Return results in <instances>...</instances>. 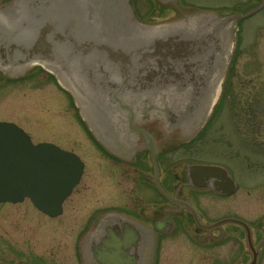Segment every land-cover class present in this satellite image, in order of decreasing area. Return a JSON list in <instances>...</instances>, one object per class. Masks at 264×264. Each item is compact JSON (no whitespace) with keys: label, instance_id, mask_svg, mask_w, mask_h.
Wrapping results in <instances>:
<instances>
[{"label":"water","instance_id":"95a60500","mask_svg":"<svg viewBox=\"0 0 264 264\" xmlns=\"http://www.w3.org/2000/svg\"><path fill=\"white\" fill-rule=\"evenodd\" d=\"M263 4L241 15L192 11L147 26L133 17L128 0H8L0 4V73L17 78L41 67L70 93L109 153L155 152V135L186 140L202 128L231 57L235 23ZM82 172L73 153L33 145L21 129L0 122V202L28 197L56 217ZM225 184L220 192L230 193ZM153 248L148 228L106 213L84 235L80 255L83 264H151Z\"/></svg>","mask_w":264,"mask_h":264},{"label":"rangeland","instance_id":"374dc122","mask_svg":"<svg viewBox=\"0 0 264 264\" xmlns=\"http://www.w3.org/2000/svg\"><path fill=\"white\" fill-rule=\"evenodd\" d=\"M5 1L0 0V4ZM181 2L186 7L223 15L230 10L241 13L250 8L255 0ZM129 6L133 17L145 25L152 24L160 17L174 16L173 12L154 6L152 1L146 3L147 7L144 8L132 4ZM235 31L237 44L233 68L223 78L217 105L209 118L207 129L201 131L204 130V134L209 137L207 139L214 135L221 136L218 141L210 145L207 143L202 158L234 165L236 171L233 175L238 184L245 188L251 186V190L256 192L264 187V7L240 20ZM236 73L237 81L243 85L240 90L234 89L233 78ZM248 94L254 96L255 100V137L263 141L243 137L232 120L235 103L231 99L239 97L233 112L238 122L241 120L238 119L239 115L242 117L245 114L243 109L246 108ZM73 113L67 95L41 72L36 71L19 81L0 82V120L19 126L33 143L53 144L75 154L84 163L82 179L63 204V213L58 218H48L39 213L28 200L17 204L0 203V264L7 262V249L15 257L27 254L42 264H79L77 241L92 215L117 204L115 199L121 194L128 201L133 199L141 202L138 197V200L132 198L133 187L139 182L136 176L133 177L127 166L108 165L105 155L93 144ZM246 121V118L239 121V128L246 129ZM180 154L181 157L184 155L182 152ZM245 204L246 207L252 206V203ZM254 209L263 212L264 202L263 205L256 202ZM166 245L161 251V257L165 260L169 257L170 249ZM7 263L15 264L11 260Z\"/></svg>","mask_w":264,"mask_h":264},{"label":"flooded vegetation","instance_id":"af4514ba","mask_svg":"<svg viewBox=\"0 0 264 264\" xmlns=\"http://www.w3.org/2000/svg\"><path fill=\"white\" fill-rule=\"evenodd\" d=\"M131 2L139 8L147 7L145 4L149 3L145 0H131ZM180 4L186 6L181 0ZM237 73L233 78L234 89L240 90L243 85L237 81ZM238 98L233 97L232 103L236 104ZM235 104L232 107V120L242 136L263 141L264 139L255 137V128H253L256 120L254 96L248 94L246 108L243 109L245 114L242 117L239 115L238 118L247 119L244 126L246 129L239 128L238 122L241 120L237 122L234 118ZM209 122L204 130L207 129ZM204 130L195 139L187 142L183 148L166 150L154 159H151L147 152L136 155L131 163H123L109 157L108 165L127 166L133 177L136 176L135 178L139 180L140 183H135L133 187L132 198L138 197L141 202L133 199L137 204L131 202L132 200L128 201L121 194L115 199L117 204L108 209L125 213L155 230L154 264H264V211L254 209L256 202L263 205L264 194L260 195V193H264V187L253 192L251 186L245 188L238 184V180L233 175L236 171L234 165L204 160L202 153L207 143L210 145L211 142L218 141L221 136L214 135L207 139L209 137L204 134ZM180 152L184 153L182 157ZM195 164L214 166L216 170L201 175L187 171L189 165ZM220 169L225 170L227 174L222 171V175L226 178L229 176L235 185L232 194H223L211 188L199 189L191 185L193 181L199 182L200 179V182L208 185L217 183L222 187L225 181L219 174ZM154 175H157V181L170 199L156 190L151 181ZM228 182L230 181H226V184ZM245 203H252V206L246 207ZM252 207L253 209H250ZM166 218L173 225L169 234L156 230L155 226L158 222V227L164 228L160 221ZM165 245L170 247L169 257L166 260L161 257ZM6 252L5 255L9 256L7 262L11 260L15 264H42L27 254L18 258L9 249ZM1 256L4 258V255ZM7 262L4 264H9Z\"/></svg>","mask_w":264,"mask_h":264}]
</instances>
